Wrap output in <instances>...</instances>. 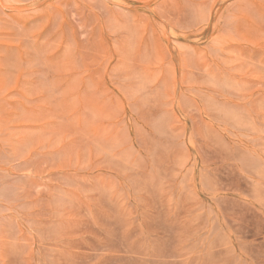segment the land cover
<instances>
[{
    "label": "rangeland",
    "instance_id": "1",
    "mask_svg": "<svg viewBox=\"0 0 264 264\" xmlns=\"http://www.w3.org/2000/svg\"><path fill=\"white\" fill-rule=\"evenodd\" d=\"M0 264H264V0H0Z\"/></svg>",
    "mask_w": 264,
    "mask_h": 264
}]
</instances>
